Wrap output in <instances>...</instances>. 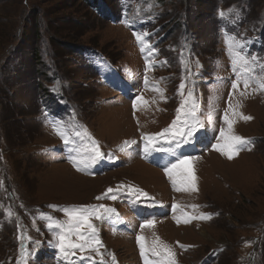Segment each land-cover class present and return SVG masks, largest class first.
I'll list each match as a JSON object with an SVG mask.
<instances>
[{"label":"rangeland","instance_id":"1","mask_svg":"<svg viewBox=\"0 0 264 264\" xmlns=\"http://www.w3.org/2000/svg\"><path fill=\"white\" fill-rule=\"evenodd\" d=\"M237 53L248 64L233 71ZM261 80L264 0H0V264H144L137 236L150 244L153 233L177 264H264ZM182 101L202 126L186 143L156 136ZM229 103L252 117L229 112L251 141L232 159L213 147ZM84 129L102 153L95 163ZM185 157L196 191H177L165 171ZM101 204L115 209L92 219L103 259L78 249L65 257L61 229L48 225ZM201 214L211 219H190ZM148 220L154 227L142 229Z\"/></svg>","mask_w":264,"mask_h":264},{"label":"snow or ice","instance_id":"2","mask_svg":"<svg viewBox=\"0 0 264 264\" xmlns=\"http://www.w3.org/2000/svg\"><path fill=\"white\" fill-rule=\"evenodd\" d=\"M222 16L224 15L223 12L220 13ZM138 41L142 40L141 35L136 36ZM143 50V49H142ZM255 60V57H252ZM233 64V71H236V66L240 65H247L248 60L237 53L232 60ZM149 68H151V64L149 63ZM245 71H248L245 68ZM145 81L147 82V77H145ZM244 87L247 88L249 86V82L247 79L243 81ZM259 89L264 90V80L258 81ZM239 81L234 82L232 84L233 89L238 88ZM185 85L181 83L180 89L183 90ZM155 91L160 93L161 99H164L163 90L159 88H155ZM255 91V89H253ZM181 95L183 92L181 91ZM241 95H246V93L241 92ZM191 96V93H189ZM137 101L142 103L143 105L147 106L148 101L145 100L142 96L137 97ZM155 102V101H153ZM186 101H182L179 108L176 110V118L172 121L169 127L165 128L162 132L157 133L156 136L167 137L169 141L176 140L179 144L180 141L188 142V140L194 136V134L198 131V128L202 126L199 119L196 118L195 112V105L192 106L191 109L184 111ZM239 105L235 106L238 107ZM133 107H137V103L134 102ZM235 107L229 103L228 110L225 111L224 114V122L227 125L226 128L220 129V135L217 140V143L213 145L215 150L221 152L222 154L226 155L229 159H232L235 155L239 153V151L246 147L251 143L250 140L246 138L236 135L234 132V119L229 118V112L232 115L240 116L245 121L251 120V116H244L242 113H239L235 110ZM57 134L62 136L64 139V143L68 144L69 141L66 139L63 134L57 129ZM80 136V133L76 134ZM83 135L87 137L90 141L88 151L91 155L88 159L95 163V161L102 155L98 142H96L92 137L91 134L87 132L86 129L83 130ZM144 139L147 141L145 146V151H148L149 146L153 144L154 137L153 136H145ZM125 145L129 142L125 141ZM123 150V149H121ZM191 159L189 157H185L183 160H180L177 164H173L170 168H166V174L168 175L169 179L172 181L174 186L179 185L176 187L177 191H196V176L192 171L191 167ZM75 166H77V170H80L79 164L74 161ZM113 189H108V193H111ZM128 191L132 194H139L143 196H147L146 192H143L142 189L128 186ZM107 195V193H105ZM111 199L115 200L116 196H111ZM97 199H101V197H97ZM55 207V206H50ZM174 208H179V205H174ZM192 207H197L193 205ZM67 215L66 222H56L55 225L49 224V228H59L61 231L57 233V241L56 247L59 251L67 257L69 255L70 250L72 255H75L74 250H80L81 252L92 251L95 252L98 256H101L100 247L102 246L101 241L98 237V230L96 226L92 223V219L95 218L97 220L103 219V214L114 213L115 209L109 208L103 204L99 206H81L78 208L72 209H65L64 210ZM187 215V214H185ZM211 219L209 214H201L199 217H191L190 219ZM190 219H185V223H189ZM177 223H180V220L177 219ZM155 222L152 220L146 221L144 224L141 225V228H151L154 227ZM75 236V240L71 237ZM154 239L149 244L143 235L137 236V242L140 247V254L144 258V264H177L176 261V254L172 250L171 246L166 244L164 241L160 239L159 236H156L153 233ZM180 247L184 248L185 245H180ZM149 254L151 257L156 259H150ZM84 257H81L83 259ZM113 264H115V256H112Z\"/></svg>","mask_w":264,"mask_h":264},{"label":"trees","instance_id":"3","mask_svg":"<svg viewBox=\"0 0 264 264\" xmlns=\"http://www.w3.org/2000/svg\"><path fill=\"white\" fill-rule=\"evenodd\" d=\"M185 1H186V0H185ZM167 3H168V2H167ZM90 4H91V3H90ZM234 4L239 5V3H234ZM31 10H32V9H31ZM31 10H30V11H31ZM35 21H36V22H35V26H36V28H37V27H39V26H38L37 20H35ZM169 23L171 24V27H170L171 31L174 30L175 26H174V23H173L171 20L166 21L164 24L168 26ZM236 23H238V20H237V19L235 20V24H236ZM184 24H185V23H184V21H183V23H181L180 31H181V30H185ZM236 25H237V24H236ZM162 28H163V27H162ZM175 30H176V29H175ZM166 32L169 33V31H166ZM170 34H173V31L170 32ZM190 47H191V45H190ZM85 48H86L85 46L77 47V48L75 49V52H76V53L81 52V51H83ZM36 54H37V55L39 54V49H38V52H36ZM36 54H35V57H36ZM37 58H38V57H37ZM45 64H47V63L45 62ZM48 67H51V68H52V71H53V70L59 71V70L57 69L56 62H55L54 60H48ZM92 72L94 73L93 70H92ZM57 76H60V73H59V72H58ZM40 83H41V82H40Z\"/></svg>","mask_w":264,"mask_h":264},{"label":"bare ground","instance_id":"4","mask_svg":"<svg viewBox=\"0 0 264 264\" xmlns=\"http://www.w3.org/2000/svg\"><path fill=\"white\" fill-rule=\"evenodd\" d=\"M78 177V176H77ZM82 178V177H81Z\"/></svg>","mask_w":264,"mask_h":264}]
</instances>
